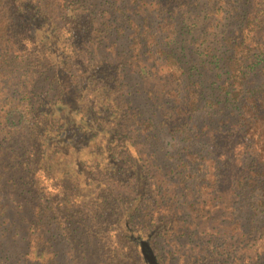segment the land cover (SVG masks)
<instances>
[{
    "label": "trees",
    "instance_id": "16d2710c",
    "mask_svg": "<svg viewBox=\"0 0 264 264\" xmlns=\"http://www.w3.org/2000/svg\"><path fill=\"white\" fill-rule=\"evenodd\" d=\"M64 245L264 264V0H0V264Z\"/></svg>",
    "mask_w": 264,
    "mask_h": 264
},
{
    "label": "rangeland",
    "instance_id": "374dc122",
    "mask_svg": "<svg viewBox=\"0 0 264 264\" xmlns=\"http://www.w3.org/2000/svg\"><path fill=\"white\" fill-rule=\"evenodd\" d=\"M193 48V47H192ZM194 49V51H195V53H194V61H198V63H204V65H203V68H204V71H206L207 72V78H210L211 77V72L209 71V67H212L211 65H210V61H209V59L206 57V54L204 53V48L203 49H201V50H196L197 48H193ZM206 68H208L207 70H206ZM139 100L142 102V100H146V95H145V97H144V99L142 98V96L140 95V98H139ZM82 158H85V155H83V154H81V155H73V159H76L78 162H79V160L81 159V157ZM99 157V159L101 158V156H98ZM96 159V158H95ZM98 163H100V160H98ZM76 166V165H75ZM205 198V197H204ZM12 213V212H11ZM206 225L207 224H204V227H206ZM203 227V226H202ZM8 241H10L9 243H8V246L10 247V248H14L15 247V244H13V242L11 241V240H8ZM183 248V247H182ZM62 249H63V252H64V256H65V261L69 264L70 263V255H67V247L64 245L63 247H62ZM188 250H190L189 248H184L183 249V253L186 255V251H188ZM180 253V254H177V258L178 259H180V256H181V254H183V253ZM194 252H195V249H194ZM185 261V258H182V259H180V261H178V260H176V264H182L183 262Z\"/></svg>",
    "mask_w": 264,
    "mask_h": 264
}]
</instances>
